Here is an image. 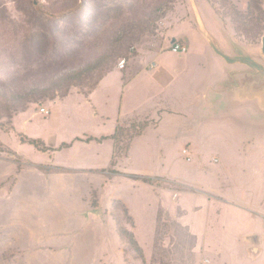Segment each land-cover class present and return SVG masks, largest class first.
I'll list each match as a JSON object with an SVG mask.
<instances>
[{
  "label": "rangeland",
  "instance_id": "374dc122",
  "mask_svg": "<svg viewBox=\"0 0 264 264\" xmlns=\"http://www.w3.org/2000/svg\"><path fill=\"white\" fill-rule=\"evenodd\" d=\"M251 1L0 0V109L94 62L126 22L149 32L101 79L93 103L119 97L121 58L126 69L161 50L183 68L182 100L137 117L127 103L94 115L93 92L71 88L0 120V264H264V0L260 36H237L233 24L259 25ZM182 34L186 53H171ZM144 121L126 157H113L110 139L86 142ZM113 201L137 247L119 239ZM250 234L261 236L256 258Z\"/></svg>",
  "mask_w": 264,
  "mask_h": 264
},
{
  "label": "trees",
  "instance_id": "16d2710c",
  "mask_svg": "<svg viewBox=\"0 0 264 264\" xmlns=\"http://www.w3.org/2000/svg\"><path fill=\"white\" fill-rule=\"evenodd\" d=\"M251 3L260 11L261 6L259 0H252ZM153 13L152 14L156 16V12ZM260 14L261 18L259 25L256 24L255 26L251 27L247 26V24L239 23L236 19H234L233 24L236 35L251 40L260 36L263 23L262 10L260 11ZM146 32H149V28L144 21L126 22L122 24L113 34L104 53L98 59L90 64H86L76 71L62 75L61 77L52 81L50 86L46 88L40 90H29L27 95L23 94L22 97L14 96V100H11L8 102V104L4 105L0 109V120L5 119V121L9 123L12 120V116L14 114L24 113L26 111L27 105L31 102L30 100H37L38 97H42L53 102L56 100L61 101L70 94L71 88H78L85 97L90 95L98 86L101 79L114 69L116 60L122 57V54L128 51L134 43L138 42L140 36ZM35 95L38 97L32 98ZM16 98L20 99L19 102H15ZM146 127V121L131 123L129 127L125 129L123 126L117 123L113 134L110 136H102L95 139L89 138L86 141L93 140L97 143H100L106 139H110L114 143L113 157L120 156V154L123 157H126L130 138L132 137H129L131 132L135 131L134 135L138 136ZM124 136H127L126 140L123 139ZM30 143L37 145V142L35 141H30ZM113 165L114 164L112 163V166ZM111 209V215L116 224V232L121 242L131 248L132 246L137 247L132 233L120 223L119 213L123 212L124 215L127 216L126 208L118 201H113Z\"/></svg>",
  "mask_w": 264,
  "mask_h": 264
},
{
  "label": "crops",
  "instance_id": "0c3cea01",
  "mask_svg": "<svg viewBox=\"0 0 264 264\" xmlns=\"http://www.w3.org/2000/svg\"><path fill=\"white\" fill-rule=\"evenodd\" d=\"M195 20L201 23L200 17L197 16V13ZM182 40L184 41L183 43L179 42L177 39H173L172 43L179 42L184 47H186V44L188 42L187 37L183 35ZM165 55L167 54L162 53L161 50L155 53L148 52L147 54H144L142 56L138 55V58L134 60L130 65L128 64L126 69L119 70L121 71L119 73H122L120 77L121 81L123 80V84L117 100H104L103 104L100 103L98 106V104H95L92 101L95 95L94 92L90 95V97H88L94 115H97V110L100 111V114H105L107 110H113L114 112L120 114L122 107H124V105L127 103L129 111H131V113H134V116H139L142 113H146L148 111V106L150 104L155 105L158 100H182V86L180 78L181 73L183 72V68L182 66H178L176 64L177 57H175V55L168 54L167 57ZM151 62H154L155 66L150 69L149 65ZM127 115L129 116V113ZM95 138L98 137H92L90 139ZM86 142L87 144H90V142H94L96 144L104 143V141L97 143L93 140ZM21 175L22 173L18 176L17 181L22 177ZM31 188L34 189V187ZM78 206L79 209L73 210L71 212V215L74 214L75 217L79 216L76 215V213L81 211V207L79 204ZM89 216L92 217L90 212ZM60 221L61 220H57L55 223L60 224Z\"/></svg>",
  "mask_w": 264,
  "mask_h": 264
},
{
  "label": "built area",
  "instance_id": "2783aa9c",
  "mask_svg": "<svg viewBox=\"0 0 264 264\" xmlns=\"http://www.w3.org/2000/svg\"><path fill=\"white\" fill-rule=\"evenodd\" d=\"M170 51L173 54H181V53H185L186 52V47H184L182 44H180L179 42H174L171 43L170 45ZM155 66L154 62H151L149 65V68H153ZM126 67V59L125 58H121L117 61L116 64V68L118 70H124ZM39 113L44 115V116H49V111L47 109H45L44 107H40L39 108ZM183 156L185 157V159L187 161L191 160V155L189 153V151L187 149H183L182 150ZM216 161V160H215ZM200 264H209V259H203Z\"/></svg>",
  "mask_w": 264,
  "mask_h": 264
},
{
  "label": "water",
  "instance_id": "95a60500",
  "mask_svg": "<svg viewBox=\"0 0 264 264\" xmlns=\"http://www.w3.org/2000/svg\"><path fill=\"white\" fill-rule=\"evenodd\" d=\"M261 52L264 57V35L261 38ZM245 241L249 244V248L247 249V253L251 258H256L260 252V240L261 236L258 234H250L244 237Z\"/></svg>",
  "mask_w": 264,
  "mask_h": 264
}]
</instances>
